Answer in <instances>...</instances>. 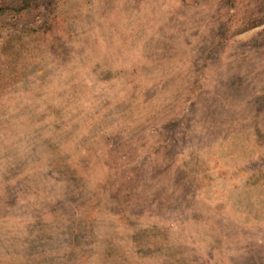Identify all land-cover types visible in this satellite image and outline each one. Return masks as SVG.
<instances>
[{"label": "rangeland", "instance_id": "1", "mask_svg": "<svg viewBox=\"0 0 264 264\" xmlns=\"http://www.w3.org/2000/svg\"><path fill=\"white\" fill-rule=\"evenodd\" d=\"M0 264H264V0H0Z\"/></svg>", "mask_w": 264, "mask_h": 264}, {"label": "trees", "instance_id": "2", "mask_svg": "<svg viewBox=\"0 0 264 264\" xmlns=\"http://www.w3.org/2000/svg\"><path fill=\"white\" fill-rule=\"evenodd\" d=\"M3 12H5L3 9H2V10H0V14H1V13H3Z\"/></svg>", "mask_w": 264, "mask_h": 264}]
</instances>
